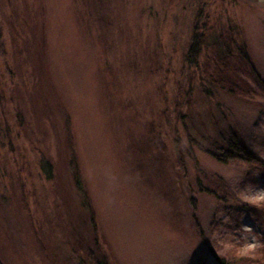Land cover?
Instances as JSON below:
<instances>
[{
	"label": "rangeland",
	"instance_id": "374dc122",
	"mask_svg": "<svg viewBox=\"0 0 264 264\" xmlns=\"http://www.w3.org/2000/svg\"><path fill=\"white\" fill-rule=\"evenodd\" d=\"M198 10L264 83V0H0V264H264L261 173L200 150L264 160V89L183 64Z\"/></svg>",
	"mask_w": 264,
	"mask_h": 264
},
{
	"label": "trees",
	"instance_id": "16d2710c",
	"mask_svg": "<svg viewBox=\"0 0 264 264\" xmlns=\"http://www.w3.org/2000/svg\"><path fill=\"white\" fill-rule=\"evenodd\" d=\"M200 12L201 11L198 10L192 25L189 43L183 55V64L189 68L199 69V71L203 73V76L206 77L207 82L225 95L249 102V99H252V97L256 95V90L253 89L248 79L251 80L252 78L255 82L253 84L262 89H264V83L260 82L259 78L254 75L255 71L248 59L246 49L242 46H236L235 42H232L224 32L214 33L208 17L204 16L202 20ZM199 19H201L202 22H199ZM200 56L203 57L201 65L198 64ZM224 130V132H221L220 128L216 130L217 137L206 139V146H201L200 150L219 164L242 163L248 166H256L261 173L264 187V160L261 159L257 153L252 151L237 132L229 125H227ZM72 172L74 181L80 189L79 170L73 153ZM249 183L255 185L256 181L252 179L249 180ZM87 205L88 202L86 201V206ZM88 209L91 225L90 229L94 238V244L98 250H101L98 242L95 216L89 205ZM249 212L256 219L264 222V202L258 207H250ZM231 220L236 222L237 219L233 218ZM89 257L93 259L94 264H106L105 257L104 259H101L98 255L94 257L92 253H89ZM217 262L218 264H229L224 258H218Z\"/></svg>",
	"mask_w": 264,
	"mask_h": 264
}]
</instances>
